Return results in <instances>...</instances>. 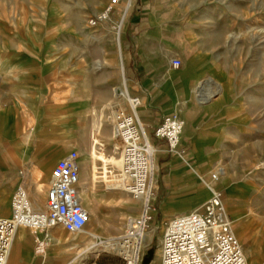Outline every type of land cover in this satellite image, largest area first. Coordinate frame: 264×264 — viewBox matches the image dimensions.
I'll use <instances>...</instances> for the list:
<instances>
[{"label": "crops", "instance_id": "crops-1", "mask_svg": "<svg viewBox=\"0 0 264 264\" xmlns=\"http://www.w3.org/2000/svg\"><path fill=\"white\" fill-rule=\"evenodd\" d=\"M108 1L37 4L32 9H51L52 16L46 15L34 29L26 25L6 37L0 35L7 43L5 49L0 47V217L11 215L12 195L19 184L27 185V180L34 204L40 205L53 168L74 150L81 157L80 194L91 204L116 206L119 219L138 216L141 202L124 192H109L105 183V197L95 198L97 160L108 182L113 156L121 152L111 123L105 126L104 120H111L108 110L124 103L128 95L140 98L138 115L158 150L151 200L164 224L177 215L203 208L210 193L200 179L220 170L217 187L223 192L234 233L249 264H264V168L254 164L257 159L246 158V164L240 165L237 158H226L228 154L252 155L255 148L263 149L246 142L253 133L243 129L247 118L238 114L231 72L219 68L212 53L199 46L196 20L164 18L158 0H125L121 5L130 2L131 11L119 32L115 27L121 22L120 9L108 21L89 26L88 18L103 11ZM62 37H68L70 44L68 67L60 60L65 54L60 45ZM46 42L58 45L46 50ZM175 58L182 62L178 69L172 67ZM216 75L223 79L226 91L210 104L213 97L204 103L195 91L202 81ZM169 114L184 120L180 149L190 160L189 166L181 157L167 153L165 141L153 137L154 128ZM233 136L245 139L236 151L229 146ZM98 142L102 146L110 143L111 149L105 147L109 155L96 152ZM129 205L136 206L137 211H131ZM89 213L97 216L101 230L117 226L94 208ZM58 229L64 230H53ZM34 246L32 232L20 228L8 264H62L56 257H36Z\"/></svg>", "mask_w": 264, "mask_h": 264}, {"label": "built area", "instance_id": "built-area-1", "mask_svg": "<svg viewBox=\"0 0 264 264\" xmlns=\"http://www.w3.org/2000/svg\"><path fill=\"white\" fill-rule=\"evenodd\" d=\"M125 0H109L104 12L88 20L91 27L109 20ZM130 2L124 5L120 15L121 22L115 27L120 31L124 12ZM172 67L178 69L180 59L172 60ZM124 103L116 104L111 110L112 130L115 140H119L123 149L115 164L110 165L108 182L119 184L121 190L134 200H143L137 219L127 220L124 236L113 246L119 252L125 264H139L138 248L144 232L157 217L155 203L151 200L152 177L157 147L152 143L146 128L138 115L141 105L139 97L125 96ZM184 120L176 115H165L154 128L153 137L166 142L167 153L182 158L189 166L190 160L181 152V138ZM97 153L109 155L105 146L95 144ZM98 173L94 180L97 184L106 183L101 173L100 161L97 160ZM220 170L211 172L209 178L200 179L210 193L203 206L204 210H194L180 214L166 225L161 238L160 264H249L237 239L233 223L227 214L223 192L217 187ZM81 177L80 155L71 151L60 159L52 170L51 180L46 192L44 204L35 205L26 191L25 184H20L11 198V215L0 217V264H7L18 228L32 231L35 238L34 253L42 257L49 246L47 235L55 227H63L71 234L85 231L91 221V215L82 204L79 193ZM95 245L110 243L115 239H102L92 234ZM65 264H83L73 258ZM91 264H96L93 262Z\"/></svg>", "mask_w": 264, "mask_h": 264}, {"label": "rangeland", "instance_id": "rangeland-1", "mask_svg": "<svg viewBox=\"0 0 264 264\" xmlns=\"http://www.w3.org/2000/svg\"><path fill=\"white\" fill-rule=\"evenodd\" d=\"M54 1L55 0H0V35L6 37L7 35H11L14 30H18V28L21 27L24 28L26 25L31 29H34L39 21L42 22L45 20L46 15L49 17L52 16L53 11L51 9L48 10V12L43 9H32L34 8L33 6L37 4H44L46 6ZM158 1L161 4L159 5L160 15L164 18L175 20V22H182L188 18L196 20L199 25L197 29L201 38L199 46L212 53L214 61L219 68L227 69L232 74L235 82L233 93L236 95L239 104L237 108L238 114L239 116L242 115L247 118V123H245L246 128L243 129H246L247 131H250L251 129L253 133L252 137L246 138V142L248 145L261 146L263 149L258 150V148H255L256 153L252 155L233 154V156L228 154L226 158H237L240 165L246 164V158L257 159L254 161V164L259 165V168H264V0ZM23 6L26 8L24 9ZM123 8V5L119 7L120 14L122 13ZM130 11L131 7L125 11L123 20L125 23ZM89 19L90 18H88V20ZM46 24L47 23H45V29L47 30V34H49V28ZM118 35L116 36V40ZM123 38L124 36L122 35V41ZM0 40L2 41H0V47L5 49V45L7 44L6 39L4 38L3 40L0 36ZM68 40V37H62L60 43L63 53L65 52L60 59L61 65L66 67H68L70 61L68 57L70 45ZM46 45V50H49L48 46L51 49V47L54 45L57 46L58 44L57 42H46ZM215 77H209L202 81L203 84L209 83V89L211 88L210 90L213 92L218 91V88L220 89V92L218 91L208 102L209 104L217 95L226 91L223 79L218 75ZM111 109L108 110L109 118H111ZM96 113L98 114L99 110L96 111ZM110 121H108L106 117L104 123L105 126L108 123H111L112 128V121ZM235 138V136L230 138L231 144L229 146L231 147V150L236 151L237 147L240 149L243 146L240 143L245 139ZM230 139L227 140V143H229ZM115 144L120 147L118 141L115 142ZM103 146L111 149L109 142H104ZM115 152H118L116 146L114 148V153ZM118 156L119 155L113 156V163H111V165L116 163L119 158ZM205 178H209V174H206ZM28 182L29 180H27L26 183L28 184ZM105 184L109 192L118 194L123 193L120 189H112L115 188V183L110 184L106 181ZM105 184H97L95 190L96 199H102L105 197L103 196L105 194ZM48 187L49 184L44 186L42 192L43 201L41 204L45 203V196ZM82 191L84 190L82 189ZM123 194H121V196H124ZM87 195L89 198H92L91 195ZM39 199H41V196ZM108 200L112 201L113 199L108 197ZM83 204L88 209H96L97 212L102 213L106 220L116 222L117 226H111L105 228V230H101L97 227V218L92 217L91 215V221L82 234L71 235L64 230V238L67 242V245L65 246L67 249L65 250L67 252L62 256L56 257V260L58 259V261H61L62 264H64L69 260L78 257L80 261L82 260L83 264H91L93 262H96V264H125L121 254L112 251L113 248L107 251L101 249L98 250V252L95 249L87 254L77 256L78 253H84L87 248L95 244L96 240L92 238V234H95L102 239H107L111 236L113 237L124 234L127 226L126 217H121V219H119V212L116 206L111 207L108 203L91 204L88 199H85ZM128 208L131 211H137L136 206L129 205ZM155 209L157 211L156 204ZM199 210L202 211L204 208H200ZM139 216L140 214L136 217ZM153 226L155 229H153L151 241L146 245H143V240L140 241L137 251L139 264H144L146 261L148 264H160V243L165 226L161 216L157 215L155 221L151 222L149 228ZM53 255L52 250H50V259L53 258Z\"/></svg>", "mask_w": 264, "mask_h": 264}, {"label": "bare ground", "instance_id": "bare-ground-1", "mask_svg": "<svg viewBox=\"0 0 264 264\" xmlns=\"http://www.w3.org/2000/svg\"><path fill=\"white\" fill-rule=\"evenodd\" d=\"M104 11H102L101 13H103ZM124 14H125V12H124ZM108 21V20H107ZM122 23H124V21H122ZM120 36H121V33L118 35V40L120 39ZM209 83H205V84H203V83H201L200 84V86H199V89H196V94L198 95V96H200L201 98V101L202 102H207V101H209L212 97H214L215 96V94L218 92V91H212V90H210L209 89ZM122 91V93L123 94H125L126 95V90H124L123 91V89L121 90ZM94 127L96 128V124H94ZM184 130V129H183ZM182 135H183V133H182ZM181 142H182V138H181ZM121 144V143H120ZM122 149H123V146H122V144H121V151H122ZM121 153V152H120ZM154 170H155V165H154ZM153 170V171H154ZM24 184V183H23ZM79 184H80V180H79ZM79 184H78V186H79ZM20 185V184H19ZM18 185V186H19ZM25 187H26V191H27V193H28V195L31 197V199H32V201L34 202V200H33V197H32V195H31V191H30V188H29V184H27V185H25ZM116 187H118V189H120L121 190V186L119 185V184H116ZM122 191V190H121ZM79 193H80V188H79ZM125 193V192H124ZM80 196H82V193L80 194ZM131 197V196H130ZM132 198V197H131ZM133 199V198H132ZM81 200H83L82 201V204H83V202L85 201V198L82 196V198H81ZM134 200V199H133ZM135 201H139V202H141V204H142V202H143V200H135ZM83 206H84V204H83ZM85 207V206H84ZM86 208V207H85ZM86 210L89 212V209L88 208H86ZM140 215H141V212H140ZM140 217V216H139ZM95 218H97V216L95 215ZM131 218H133V219H137L138 217H131ZM130 219V218H129ZM58 227H60V226H58ZM58 227H55V228H58ZM20 228H24V227H20ZM20 228H18V230L20 229ZM55 228H53V229H55ZM25 229H28V228H25ZM53 229H51V230H49V232H48V235H47V239H48V241H49V246H48V248H47V250H46V254L44 255V256H42V257H39V256H36V257H38V258H43L44 260H46V258H47V256L50 258L51 256H49V251L50 250H52V252H53V258L54 257H59V256H62L65 252H67L65 249H67L65 246L67 245V242L65 241V238H64V230H53ZM153 229L154 228H152L151 230L150 229H148V230H146L145 232H144V236H143V242H144V244L143 245H146V244H148L150 241H151V238H152V235H153ZM17 230V231H18ZM28 230H30V229H28ZM31 231V230H30ZM66 231V230H65ZM32 232V231H31ZM67 232V231H66ZM84 232V231H83ZM69 233V232H68ZM69 234H71V233H69ZM80 234H82V233H80ZM80 234H71V235H80ZM16 235H17V233H16ZM32 235H33V233H32ZM124 236V234H122L121 235V237H123ZM33 237H34V235H33ZM120 237V238H121ZM16 238V237H15ZM119 239V238H118ZM14 242H15V240H14ZM34 242H35V238H34ZM116 244H118V241L117 240H112V242H110V243H108V244H106V243H102L101 245H92V246H90L89 248H87L85 251H84V253H82V252H80V253H78L77 254V256H81V254H87V253H89V252H92L93 250H95L96 249V251L98 252V250H103V249H105L106 251L107 250H110L111 248H113V246H115ZM14 245V244H13ZM12 248H13V246H12ZM63 248H64V251H63ZM12 250V249H11ZM10 253H11V251H10ZM35 254V253H34ZM159 254L161 255V248H160V251H159ZM9 257H10V255H9ZM78 258V257H77ZM9 259V258H8ZM159 263H160V260H159ZM7 264H8V261H7Z\"/></svg>", "mask_w": 264, "mask_h": 264}, {"label": "water", "instance_id": "water-1", "mask_svg": "<svg viewBox=\"0 0 264 264\" xmlns=\"http://www.w3.org/2000/svg\"><path fill=\"white\" fill-rule=\"evenodd\" d=\"M144 264H148V262L146 261Z\"/></svg>", "mask_w": 264, "mask_h": 264}]
</instances>
